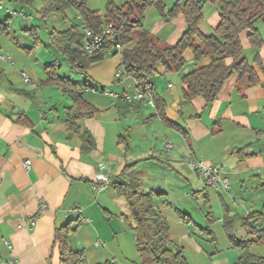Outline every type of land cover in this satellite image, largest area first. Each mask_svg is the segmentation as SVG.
Instances as JSON below:
<instances>
[{
  "label": "crops",
  "instance_id": "0c3cea01",
  "mask_svg": "<svg viewBox=\"0 0 264 264\" xmlns=\"http://www.w3.org/2000/svg\"><path fill=\"white\" fill-rule=\"evenodd\" d=\"M37 1L41 5L42 0ZM112 1L122 5L127 0ZM161 1L169 9L179 0ZM203 16L200 30L209 34L220 22L219 4L206 3ZM143 24L161 45L175 44L187 27L182 14L166 20L154 5ZM4 35H0V47H8L11 53L14 42ZM241 39L261 83L240 86L234 74L211 104L202 97L186 99L183 76L209 63V59L197 63L187 50L180 71L165 72L159 65L152 80L154 93L166 104L168 121L157 116L155 104L147 101L129 104L100 91L84 92L95 109L78 121L95 139L96 147L89 153L82 151L79 134L68 128L69 93L47 82L51 73L70 78L77 87L88 81L75 82L73 71L61 75L56 71L61 64L55 61L39 70L35 55L15 51L18 63L14 66L0 59V264L11 260L13 264H59V248L52 247L55 228L77 219L80 225L71 245L85 250L79 264H140L136 234L125 223L129 207L116 188L125 179L137 182L145 192H163L155 202L169 223L170 246L181 247L188 264H236L238 248L227 258V248H236L229 234L254 239L245 225L246 216L264 207V70L255 58L258 55L264 65V44L254 48L248 32ZM106 58L85 71L92 84L112 87L115 93H135L133 78L115 77L122 60ZM23 70L31 82H24ZM163 141L172 143V148L166 149ZM188 158L221 168L230 179L229 186L206 187ZM26 159L31 160L30 170L24 167ZM99 173L111 178L104 191L92 185ZM195 187L197 192L203 189L204 198L193 195ZM204 204L212 209L207 217L214 239L193 218L195 211L204 218ZM32 216L37 222L29 229L25 219ZM258 245L264 246V240ZM258 256H264V249Z\"/></svg>",
  "mask_w": 264,
  "mask_h": 264
},
{
  "label": "trees",
  "instance_id": "16d2710c",
  "mask_svg": "<svg viewBox=\"0 0 264 264\" xmlns=\"http://www.w3.org/2000/svg\"><path fill=\"white\" fill-rule=\"evenodd\" d=\"M9 1L25 7L33 6L36 0ZM0 2L3 3L2 0ZM88 2L89 0H42L40 11L44 15L65 14L68 8H73L81 20L96 31H100L105 23H113L118 30L119 41L124 46L121 65L128 76L136 81L137 89L151 94L157 109L156 115L164 121H168L165 114L166 104L154 93L152 80L159 65L163 66L165 72L180 71L186 64L184 53L187 50L194 53L197 63L204 59H209V63L183 76L186 99L202 97L207 104H211L217 99L226 81L234 74L238 76L240 86L261 83L255 67L244 54L241 36L248 32L249 41L256 49L264 44V36L259 30V23H264V0H179L169 9H165L161 0H127L121 6L109 2L104 15L90 9ZM206 3L219 4L220 10V22L209 34L200 30ZM153 5L158 6L166 20L179 14L185 17L187 27L175 44L161 45L145 28V12ZM8 28V19L0 21V34H7ZM49 39L64 55L68 64L81 74L85 73L91 64L106 57L104 53L91 55L82 49L84 37L77 24L65 30L51 31ZM255 58L264 70L259 56L256 55ZM228 59H232L231 64L227 63ZM1 78L0 71V80ZM47 82L56 83L69 93L72 104L66 111L68 128L72 133L79 134L82 151L91 152L96 147L95 139L89 130L81 129L78 121L85 113L92 114L95 109L84 98L83 89L95 87L102 92L105 88L101 89L88 82L77 87L70 78L60 77L55 73L50 74ZM126 170L127 166L123 174ZM116 188L118 195L125 198L129 207L130 214L126 216L125 223L127 228L136 234L140 264H188L183 249L170 246L169 223L155 202L163 192H145L137 182L126 179L119 181ZM261 221L264 224V207L263 211H254L246 216L245 225L250 228L254 239H237L229 234L233 245L240 250L236 264H264V256H256L250 251L252 244H259L264 240V226H255ZM225 224L227 225V222ZM79 225L77 219L55 228L52 247L59 248V264H79L84 259L85 250H74L71 245V236ZM204 230L215 238L210 228Z\"/></svg>",
  "mask_w": 264,
  "mask_h": 264
},
{
  "label": "rangeland",
  "instance_id": "374dc122",
  "mask_svg": "<svg viewBox=\"0 0 264 264\" xmlns=\"http://www.w3.org/2000/svg\"><path fill=\"white\" fill-rule=\"evenodd\" d=\"M2 1L3 3L6 4V6H10L13 10L17 11V13L9 14L6 8L0 9V21H6V19L9 20L8 34H5V35L0 34V35H4L2 36L4 39H9V41L14 42V46L11 47L12 48L10 51L11 53L8 52L9 50L8 47H5L7 48L6 50L5 49L2 50L0 47V53L8 54V55L10 54V56L17 63H18V57L15 56L16 55L15 51L17 53H22L26 55H30V54L35 55V57L37 58V60L35 58V60L37 61L36 67L39 70H43L45 68V65H48L50 62L55 61L61 64V66L56 67V71L59 72L61 75L69 74L70 72L73 71V75L75 76V82L84 83L85 81H88L89 84H92L93 81H91L92 79L88 77L87 74L79 73L77 69L72 68L68 64L64 55L61 54L53 46V44L51 43L49 39V33L53 30L61 31V30L67 29L72 24H77L78 26L81 24V20L80 19L77 20V13L73 8H68L65 11V14L50 13V14L44 15L40 11L41 5L39 4V1L35 2L33 6L28 5L25 7H22L17 3H12L9 0H2ZM109 2H113L115 5H117L112 0H89L88 6L90 9L99 12L100 15H104L106 13V7ZM125 2L122 5H124ZM118 6H121V5H118ZM155 7L158 8V6H155ZM20 13L29 16V18L24 17ZM259 30L261 34L264 36V23L263 22L259 23ZM22 44H25L24 47L21 46ZM109 59H116V60L121 61V57L119 54L107 56L106 60H109ZM120 66L121 64L119 65V67ZM94 84L101 89L105 88V90L107 91L116 92L114 91L112 87H109V86L105 87L104 85L100 83L99 84L94 83ZM193 190L195 192L193 195H198L199 198L201 197L204 198L203 189L197 192V187H195ZM187 192L192 194V191H190V189H187ZM170 202H173L175 204L174 198H171ZM201 202L202 201H200V203ZM180 204H181L180 205L181 208H184L183 206L185 202L181 201ZM204 205L207 209L204 218L202 219L200 218L201 216H200L199 211L194 212L193 218H195L196 221L202 222L204 228L206 229L207 227L210 228L209 224L211 222L208 221L207 214L212 209L208 206V204L207 205L204 204ZM193 206L196 208L197 204L194 203ZM73 234H75V232ZM262 249H264V246L258 245L257 243H254L250 246L251 253L255 254L256 256L260 254ZM238 250L237 248H234V247L227 248V258L231 259L233 255L237 253Z\"/></svg>",
  "mask_w": 264,
  "mask_h": 264
},
{
  "label": "built area",
  "instance_id": "2783aa9c",
  "mask_svg": "<svg viewBox=\"0 0 264 264\" xmlns=\"http://www.w3.org/2000/svg\"><path fill=\"white\" fill-rule=\"evenodd\" d=\"M4 8L7 9L9 14L17 13V11L13 10L10 6L6 7L4 3L0 2V9H4ZM20 14L27 18L29 17L22 13ZM79 30L84 37L82 49L86 53L91 55L104 53L106 56L119 54L122 60L124 46L119 41L118 30L113 23H105L100 31H96L95 29L87 26L81 20V24L79 25ZM0 59L2 61H5L11 66H14L16 63L15 60L10 55L7 54L0 53ZM21 76L25 83L31 82V77L26 71L23 70L21 72ZM115 77L118 79H123L125 77H128V74L126 73L122 65L117 68ZM134 84L136 86V81H134ZM83 90L85 92L98 91L95 87H86ZM102 93L113 98L114 101L124 100L129 104L133 103L136 100L147 101L151 104L154 103L151 94L145 93L139 89H137L135 93H115L107 90L102 91ZM162 144L167 149H170L172 147V143H170L169 141H163ZM187 161L189 165L193 169L198 171L199 174L205 179L206 187L217 188L219 186L222 187L229 186L230 179L221 168L208 165L202 159L192 160L191 158H188ZM31 166H32L31 160L26 159L24 161V167L27 170H30ZM110 182H111V178L109 175H106L104 173H99L96 179L93 181L92 185L98 191H104L108 188ZM43 208L44 207H41L39 209V213L43 210ZM78 211L80 212L81 210L78 209ZM25 222L28 228L32 229L37 222V217L36 216L28 217L25 219ZM97 243L100 244L101 242H97ZM7 244L10 247V243L7 242ZM13 262L14 260H11L9 264H13Z\"/></svg>",
  "mask_w": 264,
  "mask_h": 264
}]
</instances>
